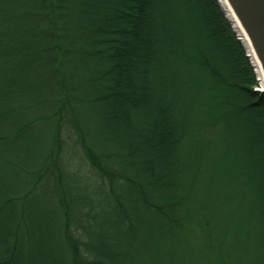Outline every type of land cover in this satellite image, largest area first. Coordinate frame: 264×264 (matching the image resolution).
<instances>
[{
	"label": "trees",
	"instance_id": "trees-1",
	"mask_svg": "<svg viewBox=\"0 0 264 264\" xmlns=\"http://www.w3.org/2000/svg\"><path fill=\"white\" fill-rule=\"evenodd\" d=\"M217 0H0V264H264V91Z\"/></svg>",
	"mask_w": 264,
	"mask_h": 264
},
{
	"label": "water",
	"instance_id": "water-1",
	"mask_svg": "<svg viewBox=\"0 0 264 264\" xmlns=\"http://www.w3.org/2000/svg\"><path fill=\"white\" fill-rule=\"evenodd\" d=\"M226 2L247 38L264 75V0H226ZM222 11L224 13V10ZM227 20L230 23L229 19Z\"/></svg>",
	"mask_w": 264,
	"mask_h": 264
},
{
	"label": "bare ground",
	"instance_id": "bare-ground-1",
	"mask_svg": "<svg viewBox=\"0 0 264 264\" xmlns=\"http://www.w3.org/2000/svg\"><path fill=\"white\" fill-rule=\"evenodd\" d=\"M218 2H220L221 9L224 10V14H225L226 19H229L230 25H231L233 31H235L237 33V35L240 36L242 45L247 50V53L248 54L250 53L249 59L254 64L253 65L254 70H255V72H256L259 80H260V88H258V90L264 91V75H263L261 67L258 64V61L254 57V54L251 50V46H250L247 38L245 37V35L243 34V31L239 27V25H238L233 13H232L230 7L228 6L226 0H218Z\"/></svg>",
	"mask_w": 264,
	"mask_h": 264
},
{
	"label": "rangeland",
	"instance_id": "rangeland-1",
	"mask_svg": "<svg viewBox=\"0 0 264 264\" xmlns=\"http://www.w3.org/2000/svg\"><path fill=\"white\" fill-rule=\"evenodd\" d=\"M217 2H218V0H217ZM218 4H219V2H218ZM220 6V5H219ZM221 8V7H220ZM223 12V11H222ZM235 35L237 36V38H238V40L240 41V38H239V36L235 33ZM241 42V41H240ZM246 50V49H245ZM247 56H248V54H247ZM249 58V57H248ZM256 80H257V85L254 87L255 89H258V88H260V80H259V78H258V76H257V74H256Z\"/></svg>",
	"mask_w": 264,
	"mask_h": 264
}]
</instances>
